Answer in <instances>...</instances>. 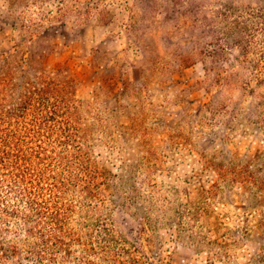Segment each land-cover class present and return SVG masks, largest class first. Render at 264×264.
Listing matches in <instances>:
<instances>
[{"label":"rangeland","instance_id":"1","mask_svg":"<svg viewBox=\"0 0 264 264\" xmlns=\"http://www.w3.org/2000/svg\"><path fill=\"white\" fill-rule=\"evenodd\" d=\"M215 1L256 10L262 0ZM167 3L53 0L45 9L54 17L64 9L67 23L45 21L29 35L24 12L34 18L35 6L10 19L0 0V64L68 70L78 99L105 118L106 135L95 140L98 166L128 183L121 191L132 189L152 218L180 223L160 229L174 264H264V204L248 196L244 177L234 178L264 171V86L257 84L264 66L255 67L264 62V31L256 24L248 51L223 47L226 77L208 74L200 58L180 63L192 56L191 39ZM221 173L233 181L220 182ZM187 237L229 247L216 258L220 244L197 248Z\"/></svg>","mask_w":264,"mask_h":264},{"label":"trees","instance_id":"2","mask_svg":"<svg viewBox=\"0 0 264 264\" xmlns=\"http://www.w3.org/2000/svg\"><path fill=\"white\" fill-rule=\"evenodd\" d=\"M6 1L10 19L23 5L35 6L34 18L24 12L29 35L45 21L67 23L64 9L58 17L45 9L53 0ZM214 3L168 0L167 12L177 15L191 39L192 56L181 55L180 63L191 66L200 58L208 74L226 77L223 66L231 61L225 48L245 52L253 46L260 34L256 24L264 31V0L256 10ZM257 78L264 86V74ZM106 132L105 118L78 99L68 70L36 72L35 65L26 69L15 59L0 64V264H174L162 249L160 229L180 223L152 218L133 200L132 189L121 191L128 183L98 166L94 147ZM227 176L233 181L221 173L220 182ZM238 177H244L248 196L264 204V171ZM218 189L215 184L207 193ZM187 238L197 248L220 244L216 258L229 247Z\"/></svg>","mask_w":264,"mask_h":264}]
</instances>
